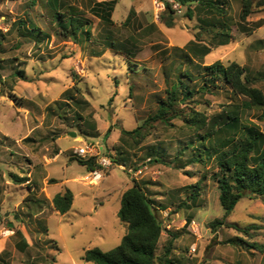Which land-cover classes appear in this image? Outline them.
Here are the masks:
<instances>
[{"label": "rangeland", "instance_id": "374dc122", "mask_svg": "<svg viewBox=\"0 0 264 264\" xmlns=\"http://www.w3.org/2000/svg\"><path fill=\"white\" fill-rule=\"evenodd\" d=\"M96 1L104 0H61L62 8H75L90 21V30L92 26L89 39L74 41L60 30L52 31L40 2L0 0V168L6 172L12 168L19 176L33 171L44 188L43 207L33 208L44 214L30 221V205L22 204L15 211L18 219L0 223V237H5L2 230L25 223L40 237L36 249L23 255L13 257L9 250L6 264H31L33 256L36 264H94L83 260L88 249L109 252L125 234L118 213L122 195L134 180L153 199L164 223L157 258L172 243L170 257L175 264H264V197L242 199L226 218L241 231L213 228L225 215L216 180L221 152L209 157L205 147L218 148L233 135L222 129L211 139L203 138L232 113L264 134V107H248V98L223 80L200 90L206 72L199 68L235 62L246 69L249 84L264 93V6L254 0L252 14L242 21L243 0H209L220 3L226 18L203 13L193 3V19L187 16L188 6L174 8L175 24L169 28L161 19L167 9L160 0H117L113 25L103 24L91 13ZM22 20L27 28L19 32ZM29 21L52 31L51 37L36 43L28 34L23 36L22 31L31 28ZM222 31L230 36H221ZM226 39L230 43L220 46ZM205 46L211 53L204 59L190 49ZM186 74L193 77L192 82L184 78L193 96L178 103L173 117L152 120L172 83ZM139 127L141 134H123ZM86 144L118 164L104 169L96 184L83 178L65 185L64 180L89 173L76 152ZM60 150L65 153L57 159ZM199 154L203 162L193 163ZM44 156L49 159L46 166L40 161ZM9 176L14 184L6 190V206L8 196L17 200L26 192L11 172ZM44 178L52 195L73 190L68 214L55 212ZM196 184L199 195L193 199ZM9 236L13 243L22 241L15 233Z\"/></svg>", "mask_w": 264, "mask_h": 264}, {"label": "trees", "instance_id": "16d2710c", "mask_svg": "<svg viewBox=\"0 0 264 264\" xmlns=\"http://www.w3.org/2000/svg\"><path fill=\"white\" fill-rule=\"evenodd\" d=\"M165 3L167 11L162 14V22L169 28L174 26L173 14L175 13L173 5L168 0H160ZM180 6H188L187 16L193 19L195 9H192L193 3H198L199 10H203V13H210L216 15L218 18H226V11L220 7V3L209 0H174ZM254 0H243V10L241 14V20L246 21L252 14V6ZM35 5L38 2L43 4V7L47 10L48 20L52 31L57 30L56 33L71 38L74 41H78L79 38L89 39L91 37V30L89 28L90 21L81 15L80 11L75 10L73 7L62 8L61 0H31ZM118 4L117 0H104L101 2L96 1L91 8V13L95 15L105 25H113L112 19L113 13ZM259 4L264 6V0H260ZM211 22V21H210ZM210 22H207L210 24ZM30 29L28 32L22 31L23 36L29 35V38L36 40V43L44 41V37L50 38L52 31L39 29L32 22L29 21ZM21 28L26 30L25 21H21L18 31ZM221 36H230L222 32ZM230 43V40L226 39L220 46H224ZM191 44H195L192 42ZM111 46H115V43L110 42ZM194 54L200 53L201 59H204L211 53V49L208 46L197 49L190 47ZM129 59V57H128ZM201 70L206 72L204 76V85L200 90H209V82L213 86H217L219 80H223L226 84L230 85L234 92L243 95L248 98L246 105L248 107H264V93L261 89L251 86L249 80L244 77L246 69L237 63H231L226 66L222 62L218 61L212 65L199 66ZM20 74V72H19ZM189 79V82L193 81L192 76L179 75L171 85V89L168 92L167 100L159 105L158 113L152 120H166L167 116L173 117L175 114L174 109L180 101L189 99L193 96L194 92L185 85L184 78ZM202 123L201 121H195ZM147 125V124H145ZM143 125V127L145 126ZM219 127H215L211 132H208L204 139H211L216 133L222 129L231 131V137L223 139L218 148L214 147L210 149L205 147V152L209 157L212 154H217L219 151L221 155L218 156L217 164L219 167L218 175L216 177L219 189H220V203L225 211L223 219H217L213 228L216 230L223 226L233 227L236 230L241 231L240 227L235 224L226 223L228 218L235 210L238 203L245 198L264 197V149L260 150V147L264 143V134L256 126L244 125L241 122L240 115L238 113H232L221 123ZM143 127H139L134 131L123 130L124 135L141 134L139 133ZM112 129L107 132V136L110 135ZM240 135V136H239ZM239 136V137H238ZM220 147V148H219ZM202 154H199L194 159L195 164L203 162L201 158ZM110 158L114 163L118 162L114 157ZM80 165L86 166L88 170L92 171L101 166L97 163L96 157L89 159L78 160ZM121 165V164H119ZM2 170L0 168V176ZM14 181L17 184H24L29 181L27 176L20 177L19 175H12ZM31 192L25 198L23 204H28V208L32 213L35 212L33 208L43 207L44 201L37 197V193L32 191V186H29ZM199 185H195L191 198L195 199L199 195ZM74 194L70 189L64 192L58 193L53 199V205L57 212L62 215L67 214L73 207ZM39 210V209H38ZM42 210V209H40ZM118 216L123 224L126 226V234L123 236L120 245L109 252H104L100 248L95 247L88 249L83 257L86 262H92L94 264H156L159 259L160 264H175L174 260L170 257L172 243L166 248L163 257L156 255L158 245L164 232V223L157 215V209L154 205L153 199L148 196V193L143 189L141 184L134 180L133 186L128 189L122 197L121 207ZM15 217L18 216L15 213ZM14 229V228H12ZM15 233L21 236L20 230L16 229ZM175 237V235H172ZM251 246V245H250Z\"/></svg>", "mask_w": 264, "mask_h": 264}, {"label": "crops", "instance_id": "0c3cea01", "mask_svg": "<svg viewBox=\"0 0 264 264\" xmlns=\"http://www.w3.org/2000/svg\"><path fill=\"white\" fill-rule=\"evenodd\" d=\"M65 152L60 150V152L56 155L57 159L61 156V154H64ZM40 161L46 166L49 164V159L46 158L44 156V159H40ZM45 161V162H44ZM53 161V160H51ZM48 162V163H47ZM83 166V165H82ZM42 167V166H41ZM83 167H86V166H83ZM87 168V167H86ZM2 170V175L0 176V221H4L6 220L7 218H10L12 220L13 217H15V211H18L20 205L23 204L25 198L29 195V193L31 192L29 186H32V191H35V193H37V197L40 198L41 200H44L42 195H43V190L44 188H42L41 184L42 182L39 181V183H37V177H33V171H30L28 170V173H25L24 175H20L21 177L23 176H27L29 178V181L24 183V184H21L20 186H22L23 188H26V192L25 194L24 193H21V198L20 199H17V200H13L11 196H8V198L10 199V203L6 206L5 203L7 201V196L5 195L6 193V190L8 189V186H12L14 183L11 181L10 179V172L13 174H18L17 172L13 171L12 168H9V170L6 172L4 171L3 169ZM88 170V168H87ZM90 172V170H88ZM89 174V173H88ZM86 174V175H88ZM85 175V176H86ZM85 176H82V177H79V178H72V179H66L64 180L62 183H65V185L68 184V182H70L71 180L73 182H77V181H81ZM12 177V176H11ZM46 177H51V174H49L48 176ZM38 180H40L38 178ZM43 184H45V190L47 191V197H48V201L52 202L53 204V199L54 197L58 194V193H61V192H64L65 190L69 189V188H66L64 190H61L60 192H57L56 194L52 195L50 193H48V181H47V178H44L43 180ZM59 182L55 183L54 185H58ZM29 185V186H28ZM87 185V184H86ZM99 185V184H98ZM89 186V185H87ZM96 185H92L90 187H94ZM39 187V189L37 188ZM89 187V188H90ZM130 189V188H129ZM28 190V191H27ZM72 192L73 190L70 189ZM128 190V189H127ZM126 190V191H127ZM125 191V192H126ZM124 192V193H125ZM74 194V192H73ZM123 196V195H122ZM75 198V196H74ZM7 204V203H6ZM72 210V209H71ZM70 210V211H71ZM56 213H59L55 210ZM30 213V212H29ZM28 213V216L30 217V221H34L36 218H38L39 216H41L42 214H44V211H40V212H34V213H31L29 214ZM69 213V212H68ZM67 213V214H68ZM94 213L96 214H99L100 212L98 211V208H95L94 209ZM60 214V213H59ZM62 215V214H60ZM66 215V214H65ZM64 216V215H62ZM3 217V218H2ZM121 221V220H120ZM9 223V226L12 224L10 222ZM122 224V222H121ZM28 224L25 223L23 224L22 226H20L18 228V230H20L21 232V238H22V241L20 242H17V243H13V240L10 236H5V237H0V264H6L9 262L10 258L9 256L11 255L9 252H13V257L14 256H17L18 253L20 255H23L25 254L26 252H28L29 250L37 247L36 244L38 242V239H40V237H38V234L35 230L29 228L27 226ZM123 225V224H122ZM124 226V225H123ZM125 228V226H124ZM15 229V228H14ZM13 229V230H14ZM16 230V229H15ZM15 230H14V233H15ZM125 230L127 231V229L125 228ZM49 231V230H48ZM126 231H125V234H126ZM124 234V235H125ZM15 235H17L15 233ZM123 234L120 235L119 238H123L124 236ZM122 238L119 239L120 243L122 241ZM119 243V244H120ZM118 244V245H119ZM12 245V246H11ZM117 245V246H118ZM11 246V247H10ZM116 246V247H117ZM10 247V249H9ZM99 248V247H98ZM36 249V248H35ZM10 250V251H9ZM36 259V256H33V259H32V262L31 264H36L37 261H35Z\"/></svg>", "mask_w": 264, "mask_h": 264}, {"label": "built area", "instance_id": "2783aa9c", "mask_svg": "<svg viewBox=\"0 0 264 264\" xmlns=\"http://www.w3.org/2000/svg\"><path fill=\"white\" fill-rule=\"evenodd\" d=\"M168 1H169V3H171L173 5V9L174 8L179 9L182 7L178 3H176L174 0H168ZM162 3L165 5L164 2H162ZM76 152H77L79 157H82L84 159L96 157L97 163L101 166V168H97L95 170L90 171L89 174L84 177V180L90 184H96L99 181H101L103 178L102 171L104 169H109L114 164L113 160L110 157H106V156L100 157L99 153H97V151H95L92 144H86L84 147H79L76 150ZM12 230L13 229H9V228L4 229V230H2V235L3 236L11 235L14 233Z\"/></svg>", "mask_w": 264, "mask_h": 264}, {"label": "water", "instance_id": "95a60500", "mask_svg": "<svg viewBox=\"0 0 264 264\" xmlns=\"http://www.w3.org/2000/svg\"><path fill=\"white\" fill-rule=\"evenodd\" d=\"M70 135L73 136V137H76L77 136V134L75 132H70ZM0 223H1V221H0ZM11 226H12V224L10 225V227Z\"/></svg>", "mask_w": 264, "mask_h": 264}]
</instances>
